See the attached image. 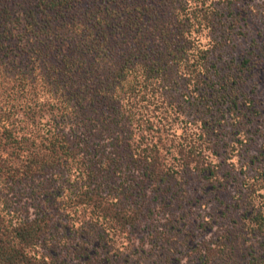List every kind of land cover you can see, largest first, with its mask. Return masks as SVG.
<instances>
[{"label": "trees", "instance_id": "trees-1", "mask_svg": "<svg viewBox=\"0 0 264 264\" xmlns=\"http://www.w3.org/2000/svg\"><path fill=\"white\" fill-rule=\"evenodd\" d=\"M224 15L207 0H0V264H111L98 247L167 204L173 178L224 179L201 140L230 123L223 147L242 156L257 114L248 62L216 56ZM251 168L244 216L264 234V150ZM59 219L83 239L72 256L55 252Z\"/></svg>", "mask_w": 264, "mask_h": 264}, {"label": "rangeland", "instance_id": "rangeland-1", "mask_svg": "<svg viewBox=\"0 0 264 264\" xmlns=\"http://www.w3.org/2000/svg\"><path fill=\"white\" fill-rule=\"evenodd\" d=\"M207 1L225 11L221 27L226 45L216 54L221 57L220 63L248 62L246 89L257 111L249 144L242 156L230 160L223 147L235 137L230 123H223L216 137L204 136L203 146L216 149L219 145V158L226 160L224 179L213 187L193 171L173 178L170 189L165 188L168 203L151 206L156 210H147L136 229L111 238L107 247L91 243L90 249L99 246V259L109 258L111 264H202V251L208 247L218 253L212 264H254V259H264V234L253 231L250 219L244 216L250 200L243 183L256 172H251L254 168L241 170L252 156H260L264 150V0H233L231 9L223 4L225 0ZM199 128L194 127L201 133ZM65 225L62 220L54 234L57 240L69 244L66 248L61 244L55 252L72 256L69 250L74 251L83 239Z\"/></svg>", "mask_w": 264, "mask_h": 264}]
</instances>
